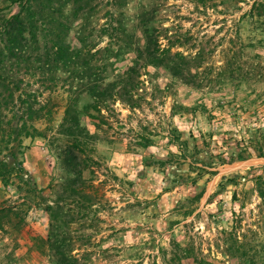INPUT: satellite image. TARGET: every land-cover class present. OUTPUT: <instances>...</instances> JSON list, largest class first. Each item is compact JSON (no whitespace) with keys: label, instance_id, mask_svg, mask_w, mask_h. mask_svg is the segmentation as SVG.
Listing matches in <instances>:
<instances>
[{"label":"rangeland","instance_id":"1","mask_svg":"<svg viewBox=\"0 0 264 264\" xmlns=\"http://www.w3.org/2000/svg\"><path fill=\"white\" fill-rule=\"evenodd\" d=\"M27 2L40 46L62 21L80 62L119 85L98 104L76 67L54 82L38 63L0 72V158L14 168L0 264H55L52 232L83 264H264V0ZM145 29L186 58V84L147 64ZM33 97L43 117L29 121Z\"/></svg>","mask_w":264,"mask_h":264},{"label":"trees","instance_id":"2","mask_svg":"<svg viewBox=\"0 0 264 264\" xmlns=\"http://www.w3.org/2000/svg\"><path fill=\"white\" fill-rule=\"evenodd\" d=\"M13 1L16 3L18 2L17 5L20 9L17 13L12 14L11 12H8L9 14H3V9H0V42H3L2 47H0V72L10 63H12V65L15 64L19 69L20 67H29L31 63V67L33 68V65L38 63V65L34 66V68L41 71L43 74L48 73L50 75L49 80L54 82L57 78V72L59 70L69 71L71 68L76 67L79 71L78 80L82 83L81 86L84 87L83 93L88 95L94 103L99 104L107 97L113 95V91H115L117 85L119 84L109 83L107 85H103V73H98V71L94 69L96 66H94V68L91 66L90 59L81 63L80 61L83 58L82 52L79 51L78 48H73L69 43L66 44V41L64 40V32L68 29L66 23L51 19L50 22L55 24V30H52V28L49 27L44 28L43 32H46L47 36H52L51 34L55 36H52L53 40L50 42L47 41V43H44L43 46H40L38 36H36V33L34 32V30L36 31L38 29V26L34 25V18L36 14L32 10V6L29 2H27V4L30 6L24 5V0ZM49 1L51 0H41L40 3L43 9H47ZM85 9L86 8L83 9V7L78 3L77 9L73 15H79V10L85 11ZM23 12L28 13L29 24L31 25L32 36L29 38L24 36L26 26L22 18ZM144 33L146 35V42L142 54L144 59L147 60V64L169 70L173 76L184 79L182 82L185 81V79H188L187 76L190 75V69L188 68V61H186V58L180 53L171 54V52L167 49L160 50L157 46V41L150 38V36L154 35H150L147 29L144 30ZM30 48L31 51L27 52ZM33 55L36 56L33 57ZM3 75L6 76L4 78L0 77V90L6 86L7 81H11V76L9 74ZM184 76L185 78H183ZM33 98L35 101L36 97ZM35 103L39 104V102L36 101L34 104ZM23 104L27 105L26 111L29 121L43 117L41 114L44 109L43 105L39 104L40 107L35 110L34 104L31 102H24ZM66 112L69 113L68 110H66ZM5 125L9 126L11 129L16 128L15 125L13 126L9 122H6ZM25 127L26 124L23 123L20 126L19 131H24ZM0 129L2 128L0 127ZM32 130L37 132L36 128H32ZM18 152L20 153V150H15L11 153V156L15 158V154ZM13 170L14 168L9 166L6 160L0 158V181H2L4 185H8L10 183ZM4 210H2V213L5 212ZM57 234V232H52L48 237L49 240L53 238V242L51 243V240L49 242L55 264H83L79 262L76 257L72 256L71 249L65 248L63 243L65 238H58L59 235Z\"/></svg>","mask_w":264,"mask_h":264}]
</instances>
